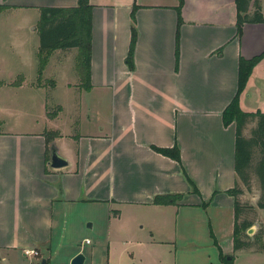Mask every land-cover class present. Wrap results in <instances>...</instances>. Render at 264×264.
I'll return each mask as SVG.
<instances>
[{
  "label": "crops",
  "instance_id": "obj_1",
  "mask_svg": "<svg viewBox=\"0 0 264 264\" xmlns=\"http://www.w3.org/2000/svg\"><path fill=\"white\" fill-rule=\"evenodd\" d=\"M77 1L0 0V264L27 258L26 249L38 251L41 264L63 249L69 264L81 252L72 240H89L96 224L119 220L125 207L148 224L149 215L173 211L174 239L178 216L208 220L212 252L201 259L193 249L176 264H223V240L233 249L227 191L239 178L235 122L224 124L222 113L237 93L239 60L255 57L238 108L264 113V21L246 22L238 34L235 0H183L180 23L178 0H88L90 87L77 48L51 52L38 79L40 9ZM60 80L67 98L49 102L46 92L54 95ZM47 132L57 133L48 144ZM51 144L65 167L48 166ZM174 144L181 164L152 149ZM173 193L182 194L177 205L153 204ZM256 217L264 226V209Z\"/></svg>",
  "mask_w": 264,
  "mask_h": 264
},
{
  "label": "trees",
  "instance_id": "obj_2",
  "mask_svg": "<svg viewBox=\"0 0 264 264\" xmlns=\"http://www.w3.org/2000/svg\"><path fill=\"white\" fill-rule=\"evenodd\" d=\"M237 8V29L238 34L241 33V27L246 22L257 23L263 22V16L258 0H235ZM253 5V12L249 14L250 4ZM183 0H178L175 10L178 15V23H180V10ZM88 0H78L75 7H43L40 9V17L38 23V33L40 39V47L37 53L38 57V79L47 63L48 56L55 50H68L70 48L78 49V60L84 70L83 86L90 87V37H91V15ZM134 10H131L130 16L132 21L131 39L126 61L131 67L132 53L135 42L134 29ZM259 57L253 59L239 60L238 69V89L237 93L222 113L224 124L235 122V158L234 171L241 182L250 187L251 176L257 177L261 189V197L256 204L259 209H264V113L260 111L244 112L238 108V97L255 66ZM49 114V113H48ZM255 121V125L251 128L248 137L244 136L243 131L247 124ZM46 143L48 144L57 135L56 132H47ZM156 152L167 156L177 163L181 164L180 149L177 144L172 147L152 146ZM186 176V175H185ZM190 184L191 180L186 176ZM193 190L197 192L193 186ZM228 194L233 197L234 209V228L232 233L233 251L247 250L256 248V250H264L263 236L264 226L261 230L254 234L252 239L245 234L253 224V221L243 217L246 210L252 211V206H246L240 203L238 196L242 193L236 183L230 188ZM182 194H162L156 195L153 204L156 205H177L181 200ZM223 264H233L232 255H223L220 253Z\"/></svg>",
  "mask_w": 264,
  "mask_h": 264
},
{
  "label": "rangeland",
  "instance_id": "obj_3",
  "mask_svg": "<svg viewBox=\"0 0 264 264\" xmlns=\"http://www.w3.org/2000/svg\"><path fill=\"white\" fill-rule=\"evenodd\" d=\"M66 51L68 50H61L60 52L65 53ZM59 83L60 85L54 95H51V91L46 92V99L49 102H52V98H58L62 102L67 98V95L63 93L64 89L61 87L62 80ZM19 98L21 99L17 94V99L19 100ZM4 99V96H0V106L4 105ZM111 100L113 98L109 97V104ZM3 113L4 110L2 109V120ZM254 123L255 121L249 122L246 130L248 128L251 130ZM238 186L242 190V193L238 196L240 203L254 208L252 211L246 210L242 217L254 222L251 226L253 231L251 233H248V230L245 231L249 239H252V236L258 233L262 227V224H259L258 220L256 221V210L259 209L256 204L261 197L259 181L256 176L252 175L250 187H246L240 179ZM138 212L142 213L139 210ZM136 213L133 207H125L119 220H111V224L108 226L107 224H96L94 229L96 235H88L90 243L85 244V240L80 235L75 237L72 241L75 245L81 246V253L85 256L84 264H176L177 260L180 261L178 259L180 254L186 256L193 249L199 255L201 254V259H203L202 256L212 252L203 234L205 228L208 231L211 228L208 220H199L195 224L178 216L176 227L180 233L174 239L175 215L173 211L171 214L168 212L166 216L149 215V218L154 220L155 224H148L145 217H143L145 215H142L140 220L137 215V218H135L133 215ZM183 227L186 228V233H184ZM150 230L153 231V234ZM196 231L200 233L198 234ZM192 243L197 245V249L193 248ZM222 246L226 254L233 256V264H264V250H256L254 247L247 250L233 251L231 239L223 240ZM58 252L59 254H55L49 264H67L63 257L65 251L61 249ZM11 264H41V259L28 256L25 259H19V261L13 260Z\"/></svg>",
  "mask_w": 264,
  "mask_h": 264
},
{
  "label": "water",
  "instance_id": "obj_4",
  "mask_svg": "<svg viewBox=\"0 0 264 264\" xmlns=\"http://www.w3.org/2000/svg\"><path fill=\"white\" fill-rule=\"evenodd\" d=\"M67 164V160L59 153L58 148L54 144H51L48 166H50L51 168H62L65 167ZM252 231L253 228L250 227L248 229V233H251ZM84 262L85 256L83 253L79 252L70 260L69 264H84Z\"/></svg>",
  "mask_w": 264,
  "mask_h": 264
},
{
  "label": "built area",
  "instance_id": "obj_5",
  "mask_svg": "<svg viewBox=\"0 0 264 264\" xmlns=\"http://www.w3.org/2000/svg\"><path fill=\"white\" fill-rule=\"evenodd\" d=\"M85 242L86 243H90L89 240H86ZM24 255L25 256H33V257H36V256L39 255V252L36 251V250H34V249H26V250H24Z\"/></svg>",
  "mask_w": 264,
  "mask_h": 264
}]
</instances>
